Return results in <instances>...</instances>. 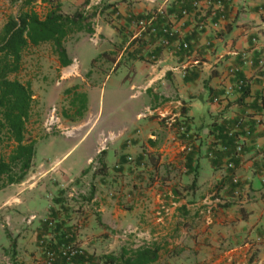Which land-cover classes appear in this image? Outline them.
<instances>
[{"label":"crops","instance_id":"obj_1","mask_svg":"<svg viewBox=\"0 0 264 264\" xmlns=\"http://www.w3.org/2000/svg\"><path fill=\"white\" fill-rule=\"evenodd\" d=\"M194 1L33 0L95 15L65 40L68 64L50 44L24 53L50 51L24 84L73 144L49 164L57 137L39 139L33 177L0 187V264H66L47 253L84 244L71 264H99L131 243L158 246L152 264H264V0ZM149 18L167 48L137 34Z\"/></svg>","mask_w":264,"mask_h":264},{"label":"trees","instance_id":"obj_2","mask_svg":"<svg viewBox=\"0 0 264 264\" xmlns=\"http://www.w3.org/2000/svg\"><path fill=\"white\" fill-rule=\"evenodd\" d=\"M8 3L16 7V12L0 30V138L9 149L6 156H0V180H4L1 188L21 183L35 154L36 141L25 134L32 92L29 84L16 77L22 68L23 54L29 48L50 44L62 64H68L65 40L73 34L91 33V18L95 15L82 11L65 14L59 3H52L46 14L40 16L32 7L33 0ZM158 252L156 245L122 248L118 253L103 256L99 264H152L158 260Z\"/></svg>","mask_w":264,"mask_h":264},{"label":"rangeland","instance_id":"obj_3","mask_svg":"<svg viewBox=\"0 0 264 264\" xmlns=\"http://www.w3.org/2000/svg\"><path fill=\"white\" fill-rule=\"evenodd\" d=\"M37 1V0H35ZM33 9L40 14V16H42V6L39 3H33L32 4ZM16 12V7L15 6H11L8 3V0H0V30L2 28V26L4 25V23L6 22L7 18L11 15H14ZM28 55H24L23 60L24 62H22V68L21 71L17 74V79L19 81H21L22 83H25L26 81V76H28L27 72H30L32 69H30V66H32L31 62L33 60H35V57H30V56H36L38 53H42V55H47L50 54V51L48 49L45 50H41L39 52H28ZM26 71V72H24ZM40 79H38L39 81ZM39 103L37 101V99H34L32 104H31V109H30V113H29V120L26 124V131L25 134L27 135L26 137H30L32 140H35L36 142L39 139H42L44 137L47 136H56L57 138H55L54 142V147L51 148L50 151H48V156H46V158L44 159V161H47V163L49 164H53L55 163V161L57 159H60L62 157V155L66 152H68L73 144V141L67 137L68 132L70 130H66L63 128V126L60 127V129H48L49 127L47 126V120H48V115L50 112V108L47 107H38ZM59 115V112H58ZM62 125V123H61ZM72 138V137H71ZM43 144H39L38 147L36 148V159L40 160L43 159ZM78 148V147H77ZM74 149L72 150L69 155L63 160L64 164H67L68 162H70L72 160V158L78 153V151L81 150L80 149ZM9 153V149H8V145H6V143H4V141L0 138V156L4 155L6 156ZM35 166V165H33ZM32 167V165H31ZM30 171V169H29ZM29 171L27 172L24 180L22 182H26L29 178L33 177V175H29ZM50 182H53V179H49ZM4 182L3 179L0 180V187L2 185V183ZM34 182L33 180H30L29 183ZM80 198L81 201L85 202V198L86 196L83 195V193L80 194ZM67 199H75L72 197H67ZM73 201V200H71ZM77 202L80 201H73L72 202V207L69 208H73L75 207V204ZM94 220V219H93ZM9 231L7 230V226L5 224L4 221H2V218L0 219V238H6L8 239V241L11 243V240L9 239ZM124 235H128V233H124ZM133 243H131L127 248L128 249H133ZM84 252L86 250V252H88V250H92L93 247H90L89 245H85L82 247ZM95 248V247H94ZM110 252H115L118 253L119 251L116 249V247L110 251ZM88 255H90V253H87ZM8 259L10 258L9 256H7ZM10 262V260H8ZM86 261V260H85Z\"/></svg>","mask_w":264,"mask_h":264},{"label":"built area","instance_id":"obj_4","mask_svg":"<svg viewBox=\"0 0 264 264\" xmlns=\"http://www.w3.org/2000/svg\"><path fill=\"white\" fill-rule=\"evenodd\" d=\"M230 1V0H225ZM199 5V1L195 0L193 2V6L197 7ZM218 6L221 7L223 6L222 2L218 3ZM152 19H140L137 21L136 23V28H137V34L141 35L144 32H147L150 35H157V31L156 29L153 27L152 25ZM172 35V29L169 26H163L159 29V35H157V40L156 43L158 44L159 47L162 48H167L169 46V37ZM90 39L92 41H95L97 39V30L94 28V32L91 35ZM186 47V46H185ZM242 58L247 61V57L246 54H242ZM149 61L153 64L156 63L157 58L154 55H150L148 57ZM72 67L74 68H78L79 62L76 59L72 60L71 63ZM231 73H233L234 71L231 70ZM239 85H242V82H239ZM150 110H148L146 112L149 113ZM173 118L169 119V122H172ZM47 126L49 127L48 129H60L61 127V119L60 116L58 115V110L56 109V107H52L50 108V112L48 115V120H47ZM241 151V147L239 146L237 148V152ZM230 168H234L233 165H229ZM35 220V217L30 218V221ZM48 258L50 261H52L56 256H60L63 259H65L66 264H71L72 260L74 258H76L77 256H83L84 255V250L81 246H63L59 249L58 252L54 253V252H48L47 253Z\"/></svg>","mask_w":264,"mask_h":264}]
</instances>
